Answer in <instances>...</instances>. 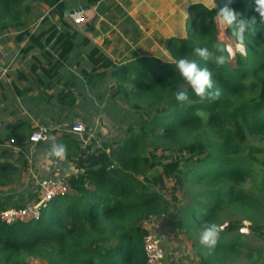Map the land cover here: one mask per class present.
Masks as SVG:
<instances>
[{"label": "trees", "instance_id": "obj_1", "mask_svg": "<svg viewBox=\"0 0 264 264\" xmlns=\"http://www.w3.org/2000/svg\"><path fill=\"white\" fill-rule=\"evenodd\" d=\"M35 2L47 7L50 15H60L64 30L54 25L29 34L31 47H43V37L50 34L47 40L54 39L58 56L64 59L73 51L77 33L93 30V21L79 27L69 19L62 0H0V32L23 27ZM215 2L216 9L203 3L190 6L186 36L168 38L169 62L144 56L118 66L99 45L83 37L82 44L92 46L88 58L97 71L88 75L111 80L114 104L120 101L130 109L126 133L112 139L92 135L88 127L82 137L68 131L76 138L71 141L74 170L62 179L67 192L56 197L52 207L47 205L37 220L13 224L0 220V264H25L31 257L48 264H146L148 230L143 222L161 217L171 207L178 210L182 229L201 232L207 222L220 225L224 212L251 219L253 214L264 215V178L262 186L252 188L258 176L254 164L264 167V160L246 152L249 138L264 137V26L253 0H235L231 6L244 18L257 15V28L246 37L245 54L237 53L223 66L205 61L196 54L197 47L212 50L218 43L224 45L216 12L226 0ZM227 32L231 36L230 28ZM184 55L213 73L218 99L196 96L175 73V60ZM178 88L188 89L190 99L184 104L175 99ZM158 168L162 173H156ZM14 171L12 163L0 161V185L11 182ZM167 180L173 182L170 198L164 194ZM179 191L186 197L182 204ZM242 226V221L230 220L214 249L202 245L200 264H214L244 250L258 257L261 250L234 233ZM249 228L257 234L264 231L260 223Z\"/></svg>", "mask_w": 264, "mask_h": 264}, {"label": "crops", "instance_id": "obj_2", "mask_svg": "<svg viewBox=\"0 0 264 264\" xmlns=\"http://www.w3.org/2000/svg\"><path fill=\"white\" fill-rule=\"evenodd\" d=\"M62 1L67 4L69 19L73 18L68 11L88 7L83 10V23L94 22L92 31L81 29L83 32L77 33L76 45L66 58H59L54 39L47 40L50 34L43 37V47H31L33 42L29 34L48 31L54 25L64 30L60 15H50L49 9L38 2L33 3V12L23 27L0 32V161L21 157L25 162L34 163L25 175H32V180L35 173L40 175L41 167L44 168L43 178L48 175L47 179L60 181L74 170L71 141L77 135H68L69 121H87L94 102L113 97L111 80H98L88 75L97 74V71L94 72L95 66L88 58L92 46L83 45V37L88 36L92 43L99 45L118 66L124 65L138 59L132 57L134 54L143 53L136 50L138 44L131 39L149 37L148 33L154 32L150 22L157 21V17L165 21V14H173L174 8V0H101L96 4H89L87 0ZM83 23L76 24L80 27ZM68 32L72 34L73 30L69 28ZM179 35L172 33L169 37ZM131 47L134 54H130ZM96 109L98 111L99 107ZM113 116L112 119H116ZM38 127L50 129L49 142L39 145L30 142V133ZM87 127L92 135L112 136L93 123ZM53 137L55 142L66 146L62 161L48 155Z\"/></svg>", "mask_w": 264, "mask_h": 264}, {"label": "rangeland", "instance_id": "obj_3", "mask_svg": "<svg viewBox=\"0 0 264 264\" xmlns=\"http://www.w3.org/2000/svg\"><path fill=\"white\" fill-rule=\"evenodd\" d=\"M196 2L205 3V0H174L173 14H171L170 16H167L165 14V21H161L159 20L160 17H157L159 18L157 21H154L153 19L150 22V28H153L154 32H149V37L147 36V38L131 39H134V42L138 44L136 50L138 49L143 52L141 54H134V50L131 47L130 54H134L132 57L139 58L144 57L145 54H147L148 57L161 58L165 61L171 60L170 54L167 50L168 38L172 33H180L181 36H186L187 33L185 31L184 22L189 16V7ZM216 21L218 25L219 38L225 46L232 47V58L234 59V56L237 53H241L236 51V43H234V39L227 32L226 27L220 24L217 18ZM114 54L112 55L116 56ZM117 55L121 56L120 53H117ZM128 55L129 54H127V56ZM235 64L236 63H233V68ZM108 98L109 99H101L97 102H94L96 104L93 103L94 105H92L91 109L89 110L91 117L88 118L87 121H82L83 119H71L69 121V124L73 126L74 124L81 122L87 127V124L93 123L97 125L98 128H100L104 133L112 134V136L110 135L112 139L114 137H123L127 130V123L125 122H127L129 117L131 118L130 109L119 100V102H117V105H115L114 100L111 97ZM96 107H99L98 111ZM94 114L96 115L93 117ZM112 114L116 119H112ZM122 121L123 123H121ZM256 149L264 150V137L256 139L249 138L246 148V152H251L258 159L264 160V152H257ZM157 153L160 154V152ZM10 158L11 157H8L6 158V160H9L10 163L16 166V171H14V174L11 177V182L0 185V213L11 208H23L27 205H32L41 201V180L49 178L48 175L43 178L44 168L41 167L39 172L40 175L35 173V178L32 180V175H25L27 174L28 169L34 163L31 164L29 163V161H27L28 164L26 166L25 159L18 157L17 159L14 158L10 160ZM254 171L258 176L253 180L252 188L255 186H262V180L264 178V167L256 163L254 164ZM156 173H162L161 168H158ZM49 176L51 177L50 174ZM166 185L167 193L164 192V194L165 197L170 198L168 196V193L173 185L172 180H167ZM178 194L181 200L180 204H182L186 197L184 196L183 191H179ZM49 204L51 205L50 207L53 206V202H50ZM180 204L174 207H178ZM44 208L45 207H42L41 211ZM221 217L222 219L220 225L223 226V228L227 226L230 220L242 221L243 226L234 233L243 235L246 244L255 249H260L261 252H259L258 257H251L248 255V252L244 250L230 257L218 259L214 262V264H264V231L262 232V234H257L249 228L251 227L252 223H260L264 225V215L254 216L253 214V219H251L246 216V214H228L227 212H224L222 213ZM178 219V210L171 207L169 211L161 217L149 219L143 222L142 226L145 229L153 231L157 235H159L166 252V264H200L199 252L202 251V245L200 244L201 231L182 229L179 226ZM25 264L48 263L46 260L37 257H31L25 262Z\"/></svg>", "mask_w": 264, "mask_h": 264}, {"label": "clouds", "instance_id": "obj_4", "mask_svg": "<svg viewBox=\"0 0 264 264\" xmlns=\"http://www.w3.org/2000/svg\"><path fill=\"white\" fill-rule=\"evenodd\" d=\"M234 3L235 0H226L225 6L217 11L216 14L220 24L225 26L226 29H231V36L236 41V51L244 54L246 51L245 41L247 34L253 28H257L255 27L257 15H253L251 19L244 18L240 11L235 10L231 6ZM253 4L254 12L258 14L260 25L264 26V0H253ZM205 5L210 9H216L217 7L215 0H205ZM225 47L227 55L225 54ZM195 52L203 60H211L217 66H223L231 61L233 49L231 46H224L218 43L212 50L208 47H197ZM167 61L169 62V60ZM174 70L196 96L209 101L219 98L220 91L214 88L213 73L207 67H201L197 60L190 59L186 55L181 56L175 60ZM175 99L180 104L189 101L188 89L178 88L175 91ZM48 155L62 161L66 156V146L63 143L55 142V138L53 137ZM222 231L223 226L217 223H205L200 234V244L209 250L214 249Z\"/></svg>", "mask_w": 264, "mask_h": 264}, {"label": "built area", "instance_id": "obj_5", "mask_svg": "<svg viewBox=\"0 0 264 264\" xmlns=\"http://www.w3.org/2000/svg\"><path fill=\"white\" fill-rule=\"evenodd\" d=\"M71 17L77 24L83 23L85 21L84 12H75L71 14ZM86 130L87 129L85 125L79 122L71 127L70 132L82 137ZM50 134L51 133L49 128L40 127L39 129L34 130L31 133L30 141L33 143L47 142L50 139ZM41 190V201L32 205H27L23 208H11L2 211L0 213V220L4 221L7 224H13L18 221L28 222L37 220L41 216V208H46L50 202H53L56 197L67 192L68 189L63 181L45 179L41 182ZM144 250L147 259L146 264H165L166 252L159 235H157L155 232L148 230V233L144 238Z\"/></svg>", "mask_w": 264, "mask_h": 264}, {"label": "water", "instance_id": "obj_6", "mask_svg": "<svg viewBox=\"0 0 264 264\" xmlns=\"http://www.w3.org/2000/svg\"><path fill=\"white\" fill-rule=\"evenodd\" d=\"M83 8H85V9L70 10V11H68V13H69V14H73V13H75V12H84L83 10H86L88 7H83Z\"/></svg>", "mask_w": 264, "mask_h": 264}]
</instances>
